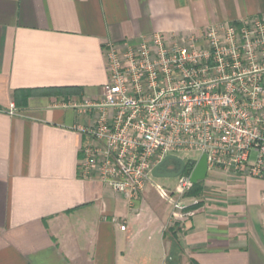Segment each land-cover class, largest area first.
Segmentation results:
<instances>
[{
	"label": "crops",
	"instance_id": "1",
	"mask_svg": "<svg viewBox=\"0 0 264 264\" xmlns=\"http://www.w3.org/2000/svg\"><path fill=\"white\" fill-rule=\"evenodd\" d=\"M261 15L264 0H0V264H264V179L207 173L179 222L151 186L130 205L82 179L77 130L107 82L105 44H187Z\"/></svg>",
	"mask_w": 264,
	"mask_h": 264
},
{
	"label": "built area",
	"instance_id": "2",
	"mask_svg": "<svg viewBox=\"0 0 264 264\" xmlns=\"http://www.w3.org/2000/svg\"><path fill=\"white\" fill-rule=\"evenodd\" d=\"M103 54L100 99L79 107L81 117L90 116L77 126L85 136L82 179L102 182L130 205L151 186L179 222L199 203L184 200L197 162L184 156L205 155L207 173L264 179V15L239 26L208 25L187 44L153 33L107 43ZM168 155L193 163L170 191L152 176ZM260 200L264 211V193Z\"/></svg>",
	"mask_w": 264,
	"mask_h": 264
},
{
	"label": "water",
	"instance_id": "3",
	"mask_svg": "<svg viewBox=\"0 0 264 264\" xmlns=\"http://www.w3.org/2000/svg\"><path fill=\"white\" fill-rule=\"evenodd\" d=\"M176 163L178 168L174 170L169 168L168 165ZM185 162L178 156L168 155L164 157L158 164L152 169V176L154 178H177L183 173ZM207 175V165L205 155H201L194 165L190 179L192 183L202 182Z\"/></svg>",
	"mask_w": 264,
	"mask_h": 264
},
{
	"label": "rangeland",
	"instance_id": "4",
	"mask_svg": "<svg viewBox=\"0 0 264 264\" xmlns=\"http://www.w3.org/2000/svg\"><path fill=\"white\" fill-rule=\"evenodd\" d=\"M195 158H197V156L194 153H190L187 155L188 160H192ZM154 181L160 188L170 191V188L174 187L175 184L177 183V178H154ZM150 194H151L153 201L160 202V199L156 196V194L154 192H151ZM192 199H196L197 201H199V200L203 199V196L194 197Z\"/></svg>",
	"mask_w": 264,
	"mask_h": 264
},
{
	"label": "trees",
	"instance_id": "5",
	"mask_svg": "<svg viewBox=\"0 0 264 264\" xmlns=\"http://www.w3.org/2000/svg\"><path fill=\"white\" fill-rule=\"evenodd\" d=\"M171 165L174 170L178 168V164L176 163H172ZM192 166H193L192 162H185L183 174H188L191 171ZM201 194H202V182H197L193 185V188L186 195L191 197H199ZM198 204L193 207L198 206Z\"/></svg>",
	"mask_w": 264,
	"mask_h": 264
},
{
	"label": "flooded vegetation",
	"instance_id": "6",
	"mask_svg": "<svg viewBox=\"0 0 264 264\" xmlns=\"http://www.w3.org/2000/svg\"><path fill=\"white\" fill-rule=\"evenodd\" d=\"M168 167H172V165H171V164H169V165H168Z\"/></svg>",
	"mask_w": 264,
	"mask_h": 264
}]
</instances>
